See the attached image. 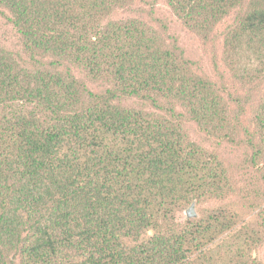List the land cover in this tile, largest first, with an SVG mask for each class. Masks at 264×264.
<instances>
[{"label": "trees", "instance_id": "trees-1", "mask_svg": "<svg viewBox=\"0 0 264 264\" xmlns=\"http://www.w3.org/2000/svg\"><path fill=\"white\" fill-rule=\"evenodd\" d=\"M157 1L0 0V264H264V0Z\"/></svg>", "mask_w": 264, "mask_h": 264}, {"label": "rangeland", "instance_id": "rangeland-1", "mask_svg": "<svg viewBox=\"0 0 264 264\" xmlns=\"http://www.w3.org/2000/svg\"><path fill=\"white\" fill-rule=\"evenodd\" d=\"M147 2L144 4H135L133 8L131 9V12L125 13V14H116L117 17H142L143 20H149V14L151 10V4L152 0H146ZM153 12V19L159 22V24H165L167 26V33L168 35L176 38L179 45L184 50V53L187 58L191 59L192 61L196 62L197 65L200 67L201 71L210 77L213 81L219 82L218 77L213 69L212 66V60H211V50L208 47H205L203 44H201L194 36H192L190 33H188L181 25V23L169 12L168 8L166 7L165 3L162 0H158L156 2V5L154 8H152ZM150 24H153V22H150ZM4 34L2 31H0V39L4 40ZM218 55L220 53L218 52ZM220 70L223 72L222 67H220ZM226 84L231 86V83L229 81H225ZM234 90L239 95H245V92L240 89L239 86L234 87ZM247 111L249 109L247 108ZM246 123V120L244 122ZM192 133H194L193 129H190ZM199 136L195 135V139H198ZM235 201H238L236 198H231L227 200V203H234ZM259 257L261 259L264 258V252H260Z\"/></svg>", "mask_w": 264, "mask_h": 264}, {"label": "water", "instance_id": "water-1", "mask_svg": "<svg viewBox=\"0 0 264 264\" xmlns=\"http://www.w3.org/2000/svg\"><path fill=\"white\" fill-rule=\"evenodd\" d=\"M149 234H150V232H149Z\"/></svg>", "mask_w": 264, "mask_h": 264}]
</instances>
